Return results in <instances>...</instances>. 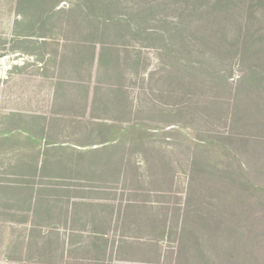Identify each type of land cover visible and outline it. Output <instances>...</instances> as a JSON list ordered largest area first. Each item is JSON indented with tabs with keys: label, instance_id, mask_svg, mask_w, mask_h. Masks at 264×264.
<instances>
[{
	"label": "rangeland",
	"instance_id": "obj_1",
	"mask_svg": "<svg viewBox=\"0 0 264 264\" xmlns=\"http://www.w3.org/2000/svg\"><path fill=\"white\" fill-rule=\"evenodd\" d=\"M182 1L116 0L114 14L128 21L104 28L84 17L87 0L60 1L58 12L42 23L26 0H0V130L36 121L60 141L80 144L93 133L90 146L103 120L122 126L143 122L149 130L142 143L115 145L108 163L120 164L119 170H91L82 186L63 184L70 171L56 168L55 159L38 167L21 140L0 136V264H178L179 250L192 244L181 230H264V205H223L228 185L207 169L224 146L263 180L264 131L246 105L237 112L244 102L238 84L243 67L237 64L243 37L219 35L206 24L217 52L203 60L204 68L199 61L206 47L198 39L189 49L172 45L170 52L168 36L163 41L146 35L178 23L171 9ZM163 8L166 22L150 19L151 9ZM172 53L191 63L196 75L187 76ZM228 59L222 86L207 68ZM71 195L85 201L68 202ZM66 206L92 219L112 215L123 225L51 230L50 220L38 224V218ZM210 244L214 251L243 245L218 238Z\"/></svg>",
	"mask_w": 264,
	"mask_h": 264
},
{
	"label": "trees",
	"instance_id": "obj_2",
	"mask_svg": "<svg viewBox=\"0 0 264 264\" xmlns=\"http://www.w3.org/2000/svg\"><path fill=\"white\" fill-rule=\"evenodd\" d=\"M26 1L34 6V8L31 6L32 13L35 15L33 16L37 19V22L42 23L58 12L57 10L60 8L56 9L55 7L62 0ZM87 1L83 15L87 20L96 23V26L106 28L113 24L117 25L121 21H128L122 15L114 14V10L118 6L116 0ZM184 1H182V5L171 9L178 12L180 18L178 23L171 24V29L168 26L164 30L150 32L146 35H150V38L157 40L168 36L166 44L169 46L170 52L174 49L172 45L179 49L180 45L183 44V47L186 46L189 49L192 40L198 39L202 44V48L206 47L202 52L203 58L199 61L202 65L203 60L211 58L212 50L217 52V44L208 39L212 34L206 30V24L212 23L219 35L230 32L236 36H242L244 41L237 64L243 67L241 68L242 74L238 78V84L242 85L243 90L240 92L239 98L241 102H244L237 108V112L239 114L242 107L246 105L248 108L247 115L250 118H256L254 125L259 126L264 131V0H186V4ZM167 10V8H163V10L151 9L148 15L152 20H157L160 17V21L157 22H166ZM199 21L202 25H194L195 22ZM178 38L180 40H177ZM182 38L184 41H182ZM171 57L181 67V70H185L184 73L187 76L196 75L195 70L197 69L191 63H183L175 53H172ZM230 61L231 59L222 60L217 64L209 65L207 68L209 73H214L212 79L222 86L226 84V72L231 67ZM225 65H228V67L218 71ZM209 68L211 69L208 70ZM253 94H255V99H251ZM97 125L100 130L99 143L101 145L106 141L103 132L108 134L107 141L113 143L116 140L118 144H125L126 141H134V139L142 143L144 137H148L149 130L143 122L126 126L101 122ZM21 131L31 130H25L24 128L17 130L5 129L0 130V136L7 135V140L12 138L19 141L17 136ZM127 136L132 137V139ZM31 141L33 147H35V141L33 139ZM218 149H220L217 152V155H219L218 162L214 163L213 166L209 165L213 169H207L209 172L214 170L215 179H222L228 185L229 194L224 199L223 205L228 203L239 209L245 203L248 210L252 205H254V208L257 205H264V176L263 180L252 177L249 174V169L245 168L240 157L232 149H227L224 146H219ZM219 190L223 191L220 188ZM223 217L222 215L219 218V226L223 224ZM181 231L185 236L190 237L192 244L186 252L181 251L184 248L179 250L178 264H184L186 259H190L191 264H264V230H204L203 234L193 233L192 230ZM213 238H218L220 243L223 241L231 243L234 240H239L243 245L241 248L233 245L234 243L229 246L221 245L218 251H214L211 250L212 246L210 244ZM181 256L186 258H182V261H180Z\"/></svg>",
	"mask_w": 264,
	"mask_h": 264
},
{
	"label": "crops",
	"instance_id": "obj_3",
	"mask_svg": "<svg viewBox=\"0 0 264 264\" xmlns=\"http://www.w3.org/2000/svg\"><path fill=\"white\" fill-rule=\"evenodd\" d=\"M35 118H39V116H34ZM101 123H110L107 121H102ZM40 123L36 121L33 124L27 123L24 125V129H29L31 131H21L19 136V140H21L27 147L26 152L28 153L29 159H35V163H39L38 167L42 165V161L44 164L49 163L51 160L55 159L57 163H59L56 168L65 169V171H70V174L66 179V186H82V183L86 182L87 179H90V171L91 170H99V169H114V171L119 170V165L116 162L113 163V166H110V158L109 155H113L116 152L118 144L115 141L111 143L107 141L108 134L103 132V137L106 139L105 143L101 145L99 143L100 135L98 140L92 143L90 137H93V133L89 132V138L87 139L85 136V142L83 143H75V142H67V140H59L55 139L51 136V133L47 131L46 127L39 126ZM5 130V129H2ZM6 135H1V137L5 138ZM102 137V134H101ZM35 141L36 146L33 147V142ZM113 145V146H112ZM122 145V144H118ZM94 157V158H92ZM59 160H57V159ZM91 158V159H90ZM41 160V161H40ZM116 161V160H115ZM76 178H78V182L75 183ZM67 197V196H66ZM65 199H69L68 202L72 201H83L85 198L81 196L71 195ZM85 201V200H84ZM69 204V203H68ZM129 206V205H128ZM50 217L43 216L42 220L38 218V224H45L46 220L52 221L50 227L51 230H113L116 227V222L118 226H122L123 222L119 218L117 221H113L112 215H108L106 217H97L90 218L87 214L78 212L77 209L72 208L71 206H66L61 211H57L56 214L51 212ZM58 218H54V216ZM47 225V224H46ZM115 230V229H114Z\"/></svg>",
	"mask_w": 264,
	"mask_h": 264
}]
</instances>
